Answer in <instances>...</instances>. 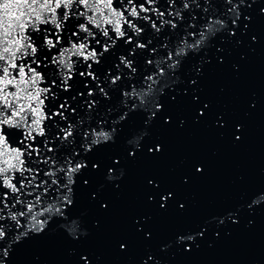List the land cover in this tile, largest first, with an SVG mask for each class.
Returning <instances> with one entry per match:
<instances>
[{"label":"snow or ice","instance_id":"1","mask_svg":"<svg viewBox=\"0 0 264 264\" xmlns=\"http://www.w3.org/2000/svg\"><path fill=\"white\" fill-rule=\"evenodd\" d=\"M244 4L246 0H0V264H8L14 244L45 234L53 225L80 237L72 209L77 176L89 168L87 154L114 141L136 117L150 125L164 110V98L176 99L170 90L181 81L189 58L212 48L223 51L214 38L236 36L241 17L251 20ZM81 60L83 70H77ZM236 127L239 131L242 125ZM145 135L141 131L128 140L133 146L128 156L142 150ZM161 150L160 144L148 149L153 154ZM119 164L116 157L107 167L109 179L116 178ZM91 168L99 171L100 164ZM172 196L161 194V207ZM262 203L264 190L254 193L246 207L251 211ZM243 208L212 219L219 225L226 220L238 224ZM209 224L178 235L175 243L186 251L199 247L197 239ZM80 259L91 264L88 255ZM150 261L161 264L153 255L143 264Z\"/></svg>","mask_w":264,"mask_h":264},{"label":"water","instance_id":"2","mask_svg":"<svg viewBox=\"0 0 264 264\" xmlns=\"http://www.w3.org/2000/svg\"><path fill=\"white\" fill-rule=\"evenodd\" d=\"M241 8L251 20L241 17L236 36L214 38L223 51L212 48L189 58L181 81L170 90L176 99L166 96L164 110L150 125L136 117L114 141L87 154L89 168L77 176L72 209L80 237L53 225L14 244L8 264H83L81 255L91 264H143L149 255L161 264H264V203L251 211L246 207L264 190V0H246ZM82 65L81 60L76 69L83 70ZM167 116L171 121L165 123ZM237 125H242L239 131ZM141 131L147 132L143 148L130 157L128 140ZM156 144L162 150L149 152ZM116 157V178L109 179L107 167ZM167 192L173 196L161 207L160 195ZM241 205L238 224L212 219ZM206 222L199 247L186 251L175 243L178 235Z\"/></svg>","mask_w":264,"mask_h":264}]
</instances>
